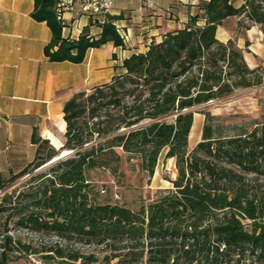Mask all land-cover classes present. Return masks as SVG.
<instances>
[{"label":"trees","instance_id":"trees-1","mask_svg":"<svg viewBox=\"0 0 264 264\" xmlns=\"http://www.w3.org/2000/svg\"><path fill=\"white\" fill-rule=\"evenodd\" d=\"M54 3L34 0L32 12L50 28L48 59L81 62L91 47L123 44L112 14L98 36L88 26L77 38L62 36ZM199 8L203 24L192 16L125 58L109 81L75 91L62 107L59 148L34 129L32 160L7 177L0 171V264L31 254H38V264H96L98 255L73 242L118 250L103 255L109 264L114 258L123 264H264V187L250 184L242 172L264 176V123L228 137L213 136L205 124L201 140L187 150L192 107L264 83V66H248L235 41L251 25L264 36V0H202ZM218 26L231 37L219 40ZM171 113L173 120L163 119ZM163 148L175 159L176 176L152 201L133 210L93 199L88 170L115 173L123 152L153 175ZM62 151L70 153L35 171ZM20 230L55 240L36 247L12 232Z\"/></svg>","mask_w":264,"mask_h":264},{"label":"crops","instance_id":"crops-1","mask_svg":"<svg viewBox=\"0 0 264 264\" xmlns=\"http://www.w3.org/2000/svg\"><path fill=\"white\" fill-rule=\"evenodd\" d=\"M147 1L112 0L110 14L118 16L115 22L127 32L123 44L106 41L89 48L81 62H72L52 61L45 55L51 31L45 21L32 16L34 0H0V171L5 177L32 160L34 129L50 143L56 137L61 144L65 130L62 107L75 91L109 81L123 70L125 58L144 52L151 41L161 40L163 33L186 26L192 16L198 15L196 24L204 23L199 8L202 0H150L151 6ZM232 1L239 5L243 0ZM65 17L69 20L67 26H62V36L68 38H77L84 26L89 27L91 35L98 36L105 19L98 16L93 22L76 12L66 13ZM253 31L264 38L258 25H251L237 39H245L244 46L259 57L249 47L253 45ZM216 37L226 41L231 35L218 26ZM253 53H243L250 67L257 65ZM260 60L264 66V55Z\"/></svg>","mask_w":264,"mask_h":264},{"label":"rangeland","instance_id":"rangeland-1","mask_svg":"<svg viewBox=\"0 0 264 264\" xmlns=\"http://www.w3.org/2000/svg\"><path fill=\"white\" fill-rule=\"evenodd\" d=\"M126 32V31H125ZM249 38V37H248ZM253 45H249L259 57L244 46L243 38L235 41L240 44L242 52L254 54L253 60L257 62L256 67H261V56L264 55V38L260 37L256 31L250 35ZM250 65L251 63L248 62ZM260 72V69H259ZM194 110V122L190 134L188 136V152L192 151L195 144L201 140L202 128L205 124L212 127L213 136H233L243 132H248L256 126L264 123V83L250 87H238L228 95L221 98L213 99L208 102L196 105L191 108ZM174 113L163 117L167 121L173 120ZM145 122V121H144ZM143 122V123H144ZM62 129V128H61ZM64 129V128H63ZM64 136H61V144ZM50 143V141H49ZM52 143V142H51ZM53 146L59 148L61 146L58 138H53ZM166 148H163L158 156L153 175H148L139 167V160L135 155L121 152V163L118 170L114 173L108 168H95L88 170L87 178L91 182V195L94 200L100 202L118 203L138 210L141 206L152 201L156 194L163 188L171 187V179L176 176V167L174 158L165 157ZM223 164L231 166L236 170L242 171L236 165L220 160ZM49 165V164H48ZM48 165L42 167L46 168ZM250 184L264 187V176L254 172L242 171ZM28 175L23 176L18 181L11 184L8 189L17 185ZM5 189H0V196ZM247 225V224H246ZM248 227V226H247ZM13 234L21 236L22 240L31 242L34 246H39L42 242L53 241L55 237L47 238L34 234L25 230L12 231ZM75 249H79L83 253L94 252L99 256L96 264H109L102 257L106 253L118 252L113 249H102L101 246L95 244H82L79 242L71 243ZM38 254H31L28 259H20L13 264H38ZM12 264V263H10ZM110 264H123L117 262L114 258Z\"/></svg>","mask_w":264,"mask_h":264},{"label":"built area","instance_id":"built-area-1","mask_svg":"<svg viewBox=\"0 0 264 264\" xmlns=\"http://www.w3.org/2000/svg\"><path fill=\"white\" fill-rule=\"evenodd\" d=\"M146 4L151 6L153 2L148 0ZM111 9L112 0H55L53 6L55 16L61 22L62 26H67V21L69 20L65 17L66 13L76 12L79 15L88 17L94 22L98 21V16L106 17L107 14H110ZM114 24L120 36L123 39L126 38L127 32L121 30V27L115 21Z\"/></svg>","mask_w":264,"mask_h":264},{"label":"water","instance_id":"water-1","mask_svg":"<svg viewBox=\"0 0 264 264\" xmlns=\"http://www.w3.org/2000/svg\"><path fill=\"white\" fill-rule=\"evenodd\" d=\"M68 153H70V152L68 151V152H66V153H64V154H62V152H61V154H59L58 156H56L55 158H53V159L50 160L49 162L43 164V165L40 166L39 168L35 169V171H37V170L41 169L42 167H44V166H46V165H48V164L54 162V161L57 160L58 158H61V157H63L64 155H66V154H68ZM24 177H25V176H24Z\"/></svg>","mask_w":264,"mask_h":264},{"label":"bare ground","instance_id":"bare-ground-1","mask_svg":"<svg viewBox=\"0 0 264 264\" xmlns=\"http://www.w3.org/2000/svg\"><path fill=\"white\" fill-rule=\"evenodd\" d=\"M66 152H68V151H62V154L66 153Z\"/></svg>","mask_w":264,"mask_h":264}]
</instances>
